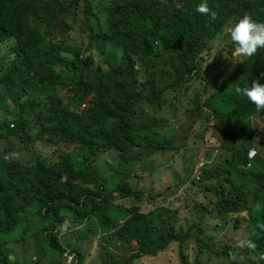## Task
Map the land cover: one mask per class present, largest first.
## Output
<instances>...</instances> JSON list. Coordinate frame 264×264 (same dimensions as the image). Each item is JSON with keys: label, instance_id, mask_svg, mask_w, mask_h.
I'll return each mask as SVG.
<instances>
[{"label": "trees", "instance_id": "obj_1", "mask_svg": "<svg viewBox=\"0 0 264 264\" xmlns=\"http://www.w3.org/2000/svg\"><path fill=\"white\" fill-rule=\"evenodd\" d=\"M199 3L0 0V142L15 141L29 151L37 144L43 148L73 147L56 158L39 154L31 164L5 160V151L0 150V238L14 233L26 218L20 216L32 209L45 225L38 232L40 241L49 240V246L59 253L56 264L67 249L58 226L70 211L69 218L76 225L91 223L93 232H102L108 243L132 249L124 263L112 258L110 264H134L140 258L156 257L173 243L179 245L180 263L192 264L186 245L193 237L198 264L204 251L226 259L235 252L242 264H264L253 259L255 253L246 245L244 249L234 243L226 244L224 250L213 249L204 219L206 211H216L224 223L226 218L222 217L245 210L247 241L257 245V253H264V230L257 227L264 224V169L257 164V154L248 156L254 143L260 141L252 117L259 115L264 120V110L257 111L234 91L236 86L250 85L256 79L264 84L260 78L264 48L234 66L224 63L213 79L203 76L211 43L221 39L245 14L264 23V0H209L218 14L212 23L196 13ZM95 4L100 8L98 14L93 13ZM80 9L79 36L103 37L111 43L112 52L120 54L119 58L106 57V71L90 69L92 56L84 59L82 47L66 41ZM100 14L106 17L104 27ZM91 22L98 24L95 31ZM164 56H169L173 80L157 86L147 75L149 63ZM199 80L202 91H197L191 113L206 112L219 120L221 147L228 155L223 164H204L192 178L194 183H202L201 189L213 191L216 198L208 205L195 202L201 205H196L201 210L198 221L188 224L181 220L179 209L163 206L143 212L144 202H153L163 193L135 188L131 170L143 148L152 152L172 147V140L159 132L160 121L164 122L159 119L161 112L176 107L175 99L190 92ZM59 90L68 91L69 102L61 99ZM260 144L264 146L263 140ZM106 152H115L121 166L127 168L120 172L110 166L111 172L106 173L117 174L111 187L107 182L112 175L100 176L93 168ZM116 197L136 203L127 207L115 203ZM257 203L259 212L253 211ZM238 224L239 219L235 220ZM70 252L76 253L77 264H83L84 254L77 247H71ZM0 255V264H10L1 247Z\"/></svg>", "mask_w": 264, "mask_h": 264}, {"label": "rangeland", "instance_id": "obj_2", "mask_svg": "<svg viewBox=\"0 0 264 264\" xmlns=\"http://www.w3.org/2000/svg\"><path fill=\"white\" fill-rule=\"evenodd\" d=\"M98 6L95 4L97 8L93 9V13L98 14L100 10ZM99 17L100 24L104 27L106 17L101 14ZM82 20L83 15L80 9L73 24L74 29L67 36L66 41L82 47L84 59L92 56L90 69L97 72L106 71V57L119 58L120 54L113 53L111 43L104 40L103 37L102 39L94 35L88 38L80 37L77 31L82 27ZM91 24L93 25L92 30L95 31L98 28V24L94 22H91ZM229 28H227L221 39L211 43L212 50L207 56V61L203 67V76L208 79H213L224 63L231 62L234 66L243 61L244 57L230 54V50L235 45L231 41ZM168 59L169 56H164L162 60L149 63L150 71L147 75L153 79L157 86L168 84L173 80L172 66L167 62ZM201 82V80L196 82L194 84L195 87L186 95L177 97V100L175 99L176 107L164 108L161 112L159 119H164V122L160 121L162 128H159V132L172 140V147L154 149L152 152L143 148L141 156H138V153L136 154L138 156L136 158L137 161L131 170L135 175L131 176V183H133L135 188L151 191L153 194L159 193L158 191L163 193L153 202H144L141 205L143 212L163 206L173 211L179 209L181 220L188 222V224H192L194 220L198 221V214L201 210L196 205L199 207L201 205H199L200 203L195 204V202H205L208 205L216 198L213 191L201 189L202 183L200 185L194 183L192 178H195L204 164L210 165L216 162L223 164L228 155V151L221 147L223 133L219 128V120L209 117L206 112L197 113L196 115L191 113L194 109V97L197 91H202ZM59 95L61 99L69 102L67 90H59ZM150 113L152 112L150 111ZM252 121L253 126L259 130L257 138L264 142V120L259 115H255L252 117ZM260 141L255 142L253 148L257 149V157H259L257 164L261 165V169H264V146L260 144ZM10 148L12 149L9 150ZM72 149L73 147L69 148L65 145L60 147L59 145H50L47 148H43L40 144H37L33 151H29L23 150V146L15 141H10L9 143L0 142V150L5 151V155L11 152H19L20 158L15 160H19L24 164L33 163L39 154L56 158L62 152H68ZM74 150L76 151L75 148ZM121 163L122 160L115 152H106L100 155L97 162L93 164V168L95 170L98 169L96 171L98 175L103 174L106 177L112 175L109 176L107 182V186L111 187L115 181L113 175L117 176V174H107L106 172H111L110 166L120 172H125L127 168L121 166ZM218 178L220 177L218 176ZM213 181L216 182V179ZM228 185L230 186V184ZM115 203L129 207L136 202L116 197ZM189 205L190 208H187ZM207 207L213 211L211 205ZM213 212L206 211L204 217L205 223L208 224L209 236L213 238V249L224 250L226 249V244L233 243L240 249H244L245 246L240 247V244L244 243L246 245L247 243L246 211L242 209L222 217L226 218L224 223H220L217 212ZM64 215L66 216L65 220L70 221V228L68 232L61 234V242L64 248L69 250L71 247H77L84 254L83 264H110L112 258L124 263L132 254V249L129 247L105 241L102 232L95 234L91 223L78 226L74 219L69 218L72 215L70 211ZM20 217L25 219H21L16 231L0 238V241H2L0 245L2 253L8 254L11 261L9 263L54 264L59 260V253L49 246V240L45 239L46 242L40 241L38 232L45 226L42 225L41 218L38 215H34L32 209H28ZM186 217L187 219H185ZM237 219L241 222L238 226L235 225V220ZM21 236H24L26 240H23ZM205 239H207L206 236ZM38 243L40 246H38ZM186 249L191 263L198 264V249L194 237L188 241ZM1 257L2 255H0ZM35 258L36 260H34ZM200 258V264H230L229 259L216 256L211 254V252L204 251ZM134 264H181L179 245L173 243L166 251L159 253L156 257L140 258L135 260ZM239 264H242L240 258Z\"/></svg>", "mask_w": 264, "mask_h": 264}, {"label": "clouds", "instance_id": "obj_3", "mask_svg": "<svg viewBox=\"0 0 264 264\" xmlns=\"http://www.w3.org/2000/svg\"><path fill=\"white\" fill-rule=\"evenodd\" d=\"M195 11L202 16L208 17L209 23L215 22L218 18V14L210 5L209 0H200V3L196 6ZM229 35L231 41L235 45L233 56L252 57L257 53L258 49L264 48V23L254 20L250 14H245L241 18L236 20L229 28ZM260 78L264 79V72H261ZM234 91L235 94L246 97L248 101L255 106L257 111L264 110V84H261L259 82V79L253 80L250 85H246L243 87L236 86ZM248 154L250 156H254L255 152H249ZM19 158V152H11L4 157L5 160L9 161ZM260 210L261 206L259 203L253 206V211L259 212ZM257 227L264 230V224H258ZM69 228L70 221L65 220L62 225L58 226V231H60L61 234H64L68 232ZM244 246V243L240 244V247ZM246 246L253 253H255V255L253 256L254 260L264 261V253L256 252L257 245L254 242L249 240L247 241ZM68 251L70 252L69 249H66V252ZM34 260H36V258ZM63 261L64 255L63 259L58 263H61ZM229 261L230 264H234V262L235 264H239L238 254L235 252H230Z\"/></svg>", "mask_w": 264, "mask_h": 264}, {"label": "built area", "instance_id": "obj_4", "mask_svg": "<svg viewBox=\"0 0 264 264\" xmlns=\"http://www.w3.org/2000/svg\"><path fill=\"white\" fill-rule=\"evenodd\" d=\"M85 108V107H84ZM249 152H255L254 156H250L249 158H254L257 154V150L255 148H251ZM77 263V255L75 253L66 252L64 253V261L58 264H76Z\"/></svg>", "mask_w": 264, "mask_h": 264}]
</instances>
